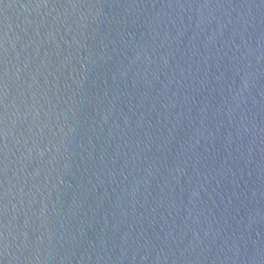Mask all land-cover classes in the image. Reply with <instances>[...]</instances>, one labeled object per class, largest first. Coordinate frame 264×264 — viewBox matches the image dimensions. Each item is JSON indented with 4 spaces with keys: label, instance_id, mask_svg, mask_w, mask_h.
<instances>
[{
    "label": "water",
    "instance_id": "95a60500",
    "mask_svg": "<svg viewBox=\"0 0 264 264\" xmlns=\"http://www.w3.org/2000/svg\"><path fill=\"white\" fill-rule=\"evenodd\" d=\"M0 264H264V0H0Z\"/></svg>",
    "mask_w": 264,
    "mask_h": 264
}]
</instances>
